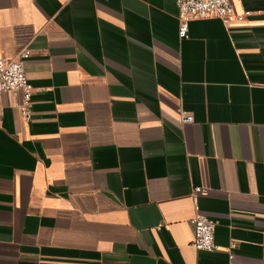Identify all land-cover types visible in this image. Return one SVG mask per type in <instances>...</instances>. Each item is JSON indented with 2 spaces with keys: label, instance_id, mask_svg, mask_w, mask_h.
I'll list each match as a JSON object with an SVG mask.
<instances>
[{
  "label": "crops",
  "instance_id": "0c3cea01",
  "mask_svg": "<svg viewBox=\"0 0 264 264\" xmlns=\"http://www.w3.org/2000/svg\"><path fill=\"white\" fill-rule=\"evenodd\" d=\"M231 2L180 39L175 0H0L36 90L0 94V264H264V0Z\"/></svg>",
  "mask_w": 264,
  "mask_h": 264
},
{
  "label": "built area",
  "instance_id": "2783aa9c",
  "mask_svg": "<svg viewBox=\"0 0 264 264\" xmlns=\"http://www.w3.org/2000/svg\"><path fill=\"white\" fill-rule=\"evenodd\" d=\"M178 6L179 37L185 39L189 34V24L195 20L217 18L225 22L236 20L244 22L251 13L237 14L231 0H175ZM31 57L29 49L22 50L15 58L0 59V94L11 92L20 96L17 108L25 122L33 118L32 99L35 88L26 74V62ZM181 121L190 124L194 121L191 114L181 112ZM202 188H195L194 202L198 211L192 220L193 246L199 251L215 252L219 249L215 242L216 222L201 214L198 209V196Z\"/></svg>",
  "mask_w": 264,
  "mask_h": 264
}]
</instances>
